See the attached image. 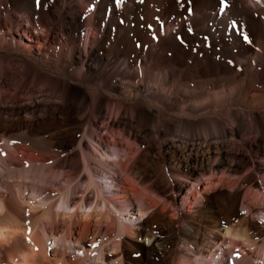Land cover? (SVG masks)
Listing matches in <instances>:
<instances>
[{"label": "bare ground", "instance_id": "bare-ground-1", "mask_svg": "<svg viewBox=\"0 0 264 264\" xmlns=\"http://www.w3.org/2000/svg\"><path fill=\"white\" fill-rule=\"evenodd\" d=\"M253 1L23 0L25 18L19 14L10 25L0 21L3 42L7 31L36 42L27 44L29 59L23 61L27 73L20 91L31 76V83L51 84L62 99L61 104L41 98L23 102L17 100L19 92L12 99L9 88L1 86L0 133L22 129L31 133L32 121L26 115L37 111L66 113L77 130L107 120L111 130H121V137L132 135L137 149L129 138L125 155L120 152L114 158L107 149L102 153L106 136L98 132L93 137L95 153L83 147L85 171L91 168L92 173L94 159L107 167L112 163L116 165L112 170L123 173L128 186H133L129 180L133 177L148 192L140 197L147 207L138 209L139 216L112 208L103 188L96 190L94 202L92 187L98 183L92 174L90 190L78 195L71 177L60 173L64 169H56L60 175L55 171L69 165L77 172V152L68 155L69 163L60 161L48 172L37 170L36 181L29 178L35 169L24 166L19 175L15 172L18 178L0 174V213L6 211L0 222V264H49L48 242L55 244L50 252L62 264L264 262V220L254 218L257 203L264 206V88H258L252 99L241 96L250 83L264 79V0ZM2 11L0 6V15ZM35 19L40 23L33 24ZM47 59L50 67L67 77L43 72ZM2 61L0 56V65ZM240 68L244 72L238 80ZM219 81L226 83L216 89ZM82 84L96 87L86 91ZM30 89L31 95L35 93ZM4 113L16 114L17 119H7ZM6 164L10 175L13 166ZM50 178L68 185L61 195V213L52 202L59 192L50 186ZM79 178L85 181L84 175ZM122 187L128 196L127 186ZM27 188L31 190L26 193ZM24 203L35 212L30 213ZM239 203L246 206L245 212ZM37 207L40 212L33 216ZM80 213L84 221L76 236L75 218ZM122 216L134 220L127 223ZM94 217L98 232L107 228L104 241L98 240L100 233L92 232Z\"/></svg>", "mask_w": 264, "mask_h": 264}, {"label": "rangeland", "instance_id": "rangeland-1", "mask_svg": "<svg viewBox=\"0 0 264 264\" xmlns=\"http://www.w3.org/2000/svg\"><path fill=\"white\" fill-rule=\"evenodd\" d=\"M22 1L23 0H19V2L18 1L13 2L12 0H0V6L2 7V10H3L2 14L0 15V21L10 25V24L14 23V20L17 18V16L19 14H22L23 17L25 18V15L23 14V11H22L25 3L22 2ZM249 2L251 4H254L253 0H249ZM5 8H7V10ZM257 14L258 15H262V14H260V11L259 12L257 11ZM32 23L33 24H37V23H40V22L35 19V20H32ZM2 29H4V30L6 29L5 25L3 26ZM7 33H8V31H7ZM7 33H6V36H5L6 38H5L4 42L2 41V39H0V56L3 57V61H2V64H1L3 68L0 67V88H1V86H4V85H5V87H8L9 88V96L12 97V99H13V96L17 92H19L18 99H17L19 101L23 100V102H30V100H32L33 98H35V99H40L41 98V100H45V99L48 100V101H50V100L53 101L54 100L56 103L61 104L62 99L54 91V88H53V86L51 84H47V85H42V84L39 85L38 84V86H37V84L31 83L32 82V77L31 76H30V79H29L30 81L28 80L26 82V84L24 85L25 87L22 89V91H20V85H19L20 81L22 79L26 78L25 75L27 73L26 70H25V67L23 66V61L29 59V55H27V51H28L27 44H32L33 45V44H36V42H29L27 40V38L25 36H22L20 33L19 34H17V33L7 34ZM31 33L34 34L35 33V29L30 28V34ZM0 36H1V30H0ZM44 36H45V33H42V41H43V37ZM31 50L33 52H35V53L37 52V49L35 47H31ZM49 62H50V60L47 59L46 63L42 65L43 66L42 67L43 72H45L46 74H49L51 77H55V76H59V77H62V78H64V77L66 78L67 77L62 72L57 71V70L53 69L52 67H50L48 65ZM240 69L241 70L239 71L240 73L238 74V78H237L238 80L243 77V72H244L243 68H240ZM224 82L225 81L217 82L215 84V88L216 89L222 88ZM257 82H258V84H257ZM82 86H83V88L86 91H88V87H96V86H92V85L90 86V85H85V84H82ZM30 88H34V91H35L36 94L33 92L32 95H31V92H30L31 89ZM258 88H264V79H258L256 81H253L252 83H250L248 92L247 93L241 92L242 93L241 96L247 95L250 99H252V97H255V95L258 93V91H257ZM2 89L3 88L0 89V93H1ZM102 92L108 98H112L113 97L112 95H110L105 90H102ZM53 93H55V95ZM33 94H35V95H33ZM129 100L130 101H134V98H130ZM114 102L115 101H113L112 103H114ZM3 103H4L3 99L0 98V104H3ZM235 106L238 107V105H235ZM15 115L10 116V114L9 115L8 114L5 115V113L3 114V116H5L7 119H13V120L17 119V115L16 116ZM26 116H27L28 119H30V121H32V123L30 124V125H32V127H30L31 128V133L25 134V132H23L24 131L23 129H22V132L20 130H15L13 132H10V134H8V133L4 134L3 132H2V134L0 133V158H1L0 159V174L2 176H5L6 177L5 179L9 178L12 174L16 175L18 173V175H19V172L21 171V169L25 167L26 169H35L36 172L33 171L32 173H29V178L31 180L33 179L34 181H36V178L40 177V173H38L37 170L44 168L43 171L47 170V172H48L51 169V167H53V165L56 166V164L58 162H60V161H67V163H69L70 161H72V158L68 159L67 158L68 155L70 153L77 152L78 154L76 155V159L74 160V161H77L79 163V169H78L77 172L72 171L70 169L69 165L65 166V167L64 166H58V167L55 168V171L59 174L58 171H60L61 168L65 170V171L63 170V173H65V174H63L62 172H60V173L62 175H64V176H70L71 177L70 178L72 180L71 181V185L73 187L75 186V188L79 192L78 195L87 194L86 192H88V190H90L88 188V183H89L88 179L90 177L89 175L92 174L94 182L98 183V187L96 186L97 188H95L94 185L92 187L93 194H94V197H95L94 198V202L97 201V199H96L97 198V191L96 190H98L99 188L100 189L103 188L102 190L104 191V195L109 197L110 201L112 202V203L110 202L109 204L110 205L112 204V206L114 205L112 208H114L116 206L117 208L122 209L124 215L127 214V213H130L129 210H131L132 212L137 213V216H139L138 209L139 208L142 209L144 207V205L147 204L146 201L144 200V198H141L143 200L140 199L141 196H144V195H146V193H148L145 189H143L144 187H142V185L144 186V184H141L135 178L130 177L131 178V179L129 178V180L131 181L130 183H132L133 186L136 185L137 187L135 186L133 188V186H128L129 184H127V182L125 180L126 179L125 175L123 173H119V172L117 173L116 171L114 172L112 170V168H115L116 165H111L112 163H108L109 165L107 167V165H105L104 163H102V161H100L98 159H94L93 160L94 162H92V166L91 167H92V169H94V170H92V173H91V168H90V170L86 169V171H85V169L83 167V163H84V161H83V153H84L83 152V147L87 146L86 149H88L89 151H93V153H95V150L92 147H94L93 146V144H94L93 142L95 140L94 138H96V135H97L98 132H100L102 135L106 136V141L101 146L102 148L99 146L100 147V151L101 152L103 151L102 153H104L105 151L107 152V150H108V152L110 154H112V157H114V158H115V155L116 154H120V152H121V156L125 155L127 149L130 147V145H132V143L133 144L135 143L134 140H133L132 135H131V137H130V134L121 137L122 136L121 130L119 131L118 130L119 128H117V127H115L116 130L115 129L111 130L107 126V120H105L106 123L104 122V124H103V121H104L103 119L98 120L99 123L96 121L97 122L96 126L94 124H89L90 126H88V127L90 129H87L86 130L87 132H86L84 130V128L86 129V127H83V128L81 127L78 130L75 129L74 128L75 127L74 123L72 124L71 119H67L66 118V113H58V115L56 116V115H54L51 112H46L45 113L44 111H41V112L37 111V113H34V114H33V112H29ZM92 125H94L95 127L94 126L92 127ZM3 126H5V125H2L1 127H3ZM93 128H94V130H93ZM106 128H107V130H106ZM84 131H85V133L83 134ZM109 131H113L112 132L113 136L115 135L116 137L115 136L114 137L110 136V132ZM114 132H115V134H114ZM86 133L88 134V137H90V138H87V134ZM116 133H118V134H116ZM85 134H86V136H85ZM92 134L93 135L95 134V135L93 136ZM82 135L85 136V137H83ZM27 136H28V138H27ZM127 136H128V139H127ZM40 138H42L43 140L40 139ZM80 138H83V139L81 140ZM107 138H109V141H108ZM122 138L123 139L126 138V139H124L125 141ZM129 138H130V140H129ZM249 138L250 139L252 138V140H253L254 139V135L250 136ZM44 139H46V140H44ZM115 139H117V140H115ZM80 140H81V142L83 144L80 143ZM127 140H129L128 143L130 145L127 143ZM91 141H92V144H91ZM78 142L80 144H82L81 145L82 148L79 146L80 144ZM61 143H64L66 145H63ZM112 143H113V145H112ZM108 144L111 147L108 146ZM118 146H119V148H118ZM121 146L122 147L125 146V147L122 149ZM134 146H133L134 150L137 149L135 144H134ZM61 150H63V151H61ZM123 150H124V154H123ZM43 151H45V152H43ZM50 151H52V152H50ZM50 153H52V154H50ZM61 155H63V156L61 157ZM99 155L101 156V153ZM2 159H3V161H2ZM96 160L99 161V162H97ZM4 161H7V162L4 163ZM32 161H35V162H32ZM39 162H42V163L39 164ZM2 163H4V165ZM6 163L11 164L13 166V169H11V171L9 172L10 175H8V168L9 167L7 166ZM33 163H36V164L34 165ZM100 163H101V165H100ZM102 165H105L106 167L105 166L103 167ZM4 166H6V167H4ZM46 166H48V167H46ZM57 168H58V171L56 170ZM88 171H90V172H88ZM93 171H95V172H93ZM15 172H16V174H15ZM98 172H99V174H98ZM18 175H16V178H18ZM83 175H84V180L85 181L81 183L79 177L83 176ZM261 175H263V174H261ZM260 179H262V178L260 177ZM28 182L31 183L30 181H28ZM60 182L61 181L59 179H56V178H50L49 179L50 186L51 187L53 186L52 188L55 191L59 192V194H57L58 196L56 195V197H54L55 200L53 199L52 202L57 205L56 209H57V211H60V213H61L62 208L60 207L61 206L60 204L63 201V196L65 194V191L67 192V190H68V185H66L65 183L63 184L61 182L62 185H63L62 186L60 184ZM137 183H138V185H137ZM122 185L127 186L126 187L127 188L126 189V194L128 193L127 194L128 196H125L123 194L124 190H123ZM22 187L24 189V186H22ZM110 187H112V189ZM58 188H60L61 190L59 191ZM87 188H88V190H87ZM26 190H27L26 191V193H27L29 190H31V188H27ZM137 190L140 192V193L138 192V194H140V195L137 194L138 197H137V195H135L136 197H134V195H133L134 191L136 192ZM244 191L246 192V188L242 191L243 194L245 193ZM61 192L62 193L64 192V193L62 194ZM43 195H45V193ZM61 195H63V196H61ZM148 195L152 196V197L155 196L154 193H149ZM123 196H125V197H123ZM261 198H263L262 195H261ZM27 206L28 205L26 203H24V207L27 208L30 211V213H34L35 212L34 210L32 211V209L28 208ZM145 207H147V205ZM244 207H246V206H244L242 203H239L238 208L240 209V211H244L245 212L247 208L244 209ZM131 208L132 209L134 208V209L132 210ZM188 208H190V207H188ZM39 209H41V207H37V211ZM74 209L75 208H72V211ZM89 209L90 208H87V210H89ZM260 209H261V211H260ZM37 211H36L35 214H33V216H35L36 214H38L40 212V211H38V212ZM262 211H264V206H263L262 202L260 204L257 203V209H256V213L254 214V216H255L254 218H257L258 220H261V221L264 220V212H263V214L262 213L260 214V212H262ZM3 213L5 214L6 211L4 210ZM3 213L2 214L0 213V222L5 217ZM33 216H31V217H33ZM80 216H81V213L75 218L76 219L75 221H77L76 222L77 226H76V230H75L76 236L78 235V232L80 231V229H79L80 224L84 221V217H82V216L80 217ZM94 218L92 219V225H91L92 232H95L94 234L96 236H97V233H100L103 237L100 234H98V240L100 238L101 241H104L107 238L106 237L107 228H105L106 226H103L102 227L103 229L100 232H98L97 229L94 227V225H95V223L97 221V218H95V219ZM67 219L68 218H66L65 221H67ZM122 219L124 221H126L127 223H130V220H132V221L134 220V218L129 219V216L128 217L122 216ZM65 221H64L63 225L65 224ZM78 223H79V225H78ZM114 223H115V221H114ZM63 225L60 226V230H62L61 228H63L62 227ZM112 225H113V222H112ZM111 229L113 230L114 228H110V232H111ZM94 230H96L97 232L94 231ZM103 234H105V235H103ZM49 238L52 240L53 237L51 238V236H50ZM103 238H104V240H102ZM116 239L117 238H114L112 241H114V240L116 241ZM48 243L49 244L46 243V245H47V247L49 249V252H48L49 253L48 256L50 255L49 256L50 257V261L49 262L52 263L56 259V256H55V254L53 252H50V250L51 249L53 250L55 248V244L54 243H50V242H48ZM146 243H148V242H146ZM224 249L225 250L227 249V251H228L227 246H224ZM14 251H15L16 254H18L17 252H19L18 248L16 250H14ZM76 253H78L77 250H76ZM5 255H6V258L9 259V254L5 253L4 256ZM220 256H221V254H219L217 257L220 258ZM235 256H237V255L235 254ZM228 257H229V255H228ZM230 259H231V257H230ZM48 260H49V258H48ZM57 261H58V263H57ZM233 262H235V260H233ZM252 263L253 264H264V262H262L260 260L252 261ZM53 264H62V263L59 260L56 259L53 262Z\"/></svg>", "mask_w": 264, "mask_h": 264}]
</instances>
